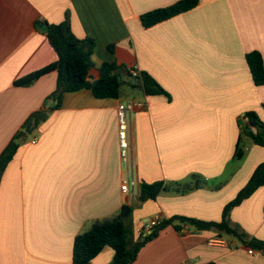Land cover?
<instances>
[{"label": "crops", "instance_id": "1", "mask_svg": "<svg viewBox=\"0 0 264 264\" xmlns=\"http://www.w3.org/2000/svg\"><path fill=\"white\" fill-rule=\"evenodd\" d=\"M178 1L0 0V154L34 112L48 113L18 140L0 182V264H73L75 237L124 205L133 208L128 223L136 239L150 219L172 220L132 264H264V251L216 227L181 220L221 222L226 205L264 162V147L242 130L249 112L264 121V85L254 83L246 59L253 51L264 59V0H198L143 26L144 14ZM67 16L77 37L94 39L96 68L116 62L149 73L166 93L147 95L138 84L128 96L97 98L83 88L66 92L53 109L47 99L57 72L16 85L57 61L39 25ZM130 101L143 107L129 119L126 164L117 109ZM193 175L205 184L140 200L143 183L168 186ZM126 179L136 181L130 194L122 192ZM230 220L250 239L264 240V186L233 208ZM113 258L107 246L90 264Z\"/></svg>", "mask_w": 264, "mask_h": 264}, {"label": "trees", "instance_id": "2", "mask_svg": "<svg viewBox=\"0 0 264 264\" xmlns=\"http://www.w3.org/2000/svg\"><path fill=\"white\" fill-rule=\"evenodd\" d=\"M198 0H181L177 3L148 12L141 17L145 28L154 26L173 16L194 8ZM47 37L51 46L57 53L58 59L37 71L30 73L16 81L18 86H30L40 77L50 72H57L56 90L48 97L55 105L53 109H59L63 96L66 92L78 91L83 88L92 90L97 98H120L123 85L134 86L132 81L137 80L139 86L147 95L165 94V89L149 73L141 72L138 76L131 75V68L125 65H118L116 62H104L96 68L92 53L95 48V41L92 38H79L72 31L69 17L56 24L48 25ZM110 50L114 46L109 47ZM253 81L256 85H264V59L260 52L253 51L246 56ZM96 78L91 80V76ZM130 76V81L123 80V76ZM46 110L34 112L26 121L25 127L19 131L7 147L0 154V182L9 163L16 155L20 143L19 139L25 136L26 129L34 128L47 119ZM247 122L243 125V133L249 136L253 142L264 147V121L255 112L246 114ZM242 155L241 152L238 153ZM205 182L198 176L193 175L190 181L165 186L162 182L141 185L140 200L155 199L163 190L177 192H188L194 188L201 187ZM264 186V162L259 164L249 181L237 196L229 202L223 212L222 221L219 223L203 222L191 218H182L183 222H189L199 229L216 227L221 231L233 235L249 244L251 248L264 251V240L252 238L235 228L231 224L230 214L233 208L239 206L244 200L250 198L259 188ZM131 205H124L121 210L112 217L93 221L89 227L78 234L73 246V264H90L102 250L109 246L114 250L113 261L109 264H132L136 261L141 249L152 239L156 238L159 231L172 220L164 221L150 234L140 236L136 239L128 219L132 215Z\"/></svg>", "mask_w": 264, "mask_h": 264}, {"label": "built area", "instance_id": "3", "mask_svg": "<svg viewBox=\"0 0 264 264\" xmlns=\"http://www.w3.org/2000/svg\"><path fill=\"white\" fill-rule=\"evenodd\" d=\"M131 75L136 77L139 75L138 71L131 69ZM143 107V103L130 101V102H121L118 105L117 114L119 121V146L121 160L123 163H128L131 161V144L129 141V119L131 114L136 108ZM136 185L134 179H126L122 183V192L124 194H130L133 188ZM162 224V220L159 217H154L150 219L140 230L141 236L150 234L156 227ZM250 254H253V250H249Z\"/></svg>", "mask_w": 264, "mask_h": 264}, {"label": "water", "instance_id": "4", "mask_svg": "<svg viewBox=\"0 0 264 264\" xmlns=\"http://www.w3.org/2000/svg\"><path fill=\"white\" fill-rule=\"evenodd\" d=\"M39 27L41 28V29H43V31H48V24L47 23H44V24H41V25H39ZM132 84L134 85V86H137L138 84H139V82L137 81V80H134V81H132ZM29 127L27 128V131H29Z\"/></svg>", "mask_w": 264, "mask_h": 264}, {"label": "rangeland", "instance_id": "5", "mask_svg": "<svg viewBox=\"0 0 264 264\" xmlns=\"http://www.w3.org/2000/svg\"><path fill=\"white\" fill-rule=\"evenodd\" d=\"M123 77H124V76H123ZM123 80H125V79H123ZM129 92H132L130 85H128V84L123 85L122 90H121V95H122V96H123V95H124V96H128V95H125V93L127 94V93H129Z\"/></svg>", "mask_w": 264, "mask_h": 264}]
</instances>
